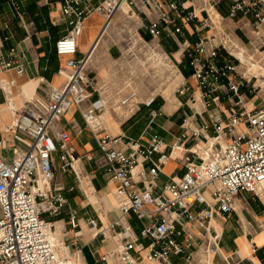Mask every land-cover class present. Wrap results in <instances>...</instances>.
Listing matches in <instances>:
<instances>
[{
  "label": "built area",
  "instance_id": "2783aa9c",
  "mask_svg": "<svg viewBox=\"0 0 264 264\" xmlns=\"http://www.w3.org/2000/svg\"><path fill=\"white\" fill-rule=\"evenodd\" d=\"M7 1L14 13L22 16L19 0ZM137 1L144 11L138 8ZM226 1L102 0L93 4V0H58L69 26L67 34L55 46L57 55L69 57L66 84L51 88L45 103L34 101L40 107L36 112L17 117L14 132L22 131L30 140L25 153L6 158L5 143L0 140V264H74L70 259H60L55 249L54 220L62 214L68 200L60 189L53 187V181L57 151H61L62 170L74 171L80 182L74 168L78 158L69 148L70 134L61 131L54 138L51 128L69 108H80L96 91L85 72L88 57L76 56L87 20L92 14L101 15L105 30L122 5L129 9L126 17H135L138 29L154 41L171 39L183 47L187 67L192 71L210 117L204 132L211 135L200 141L199 132L192 135L182 132L173 149L181 151L185 143H196L183 150L186 151L181 158L184 172L170 177L159 188L158 177L171 155L161 136L155 134L147 145L132 139L123 141L98 132L95 107L83 111L90 129L97 134L98 149L107 169L117 182L120 215H134L147 222L140 231V237L147 244L123 240L116 258L118 263L137 264L143 258L174 264V256L190 263L205 236H212L214 249L218 247L220 234L214 222L234 210L239 194L250 193L264 200V105L249 108L245 103L246 96L257 94L259 86L254 80L258 77L254 71L258 62L251 53L252 47L239 42L226 25L227 19L251 16L253 29L260 33L264 24V0H228L227 18L220 13ZM263 46L264 41L256 51L264 58ZM14 52L12 49L11 55ZM0 67L14 69L19 74L24 72L22 62L7 59L3 50H0ZM10 86L0 80L2 90ZM219 90L233 102L225 114L217 110ZM192 91L187 85L176 89L177 94ZM136 96L135 91L131 92L122 104L131 103ZM194 101L192 98L191 102ZM153 115L159 114L154 111ZM184 123H188L187 118ZM88 159L93 160V156L89 155ZM138 167L141 170L136 172ZM69 224L72 229L79 227L75 212H69ZM90 224L93 228L98 226L97 220L91 219ZM117 226L114 223L106 230L112 234ZM103 261L108 264V257Z\"/></svg>",
  "mask_w": 264,
  "mask_h": 264
},
{
  "label": "crops",
  "instance_id": "0c3cea01",
  "mask_svg": "<svg viewBox=\"0 0 264 264\" xmlns=\"http://www.w3.org/2000/svg\"><path fill=\"white\" fill-rule=\"evenodd\" d=\"M101 1L93 0V4ZM19 3L23 10L22 16L14 13L7 0H0V50H3L7 59H17L24 65L22 74L14 69L2 70L0 67V80L11 84L8 90L0 88V140L5 143L4 155L8 159L22 155L30 146L25 133L14 132L17 117L36 112L40 107L34 101L45 103L46 93L51 88H62L66 84V62L69 59L68 56L57 55L55 49L57 41L69 30L58 0H19ZM137 6L144 11L139 1ZM126 16L119 12L105 30L101 15L92 14L87 20L78 40L76 56L88 57L85 72L95 84L96 91L80 108H69L51 128L54 138L61 131L70 134L69 148L78 158L74 168L80 182L74 171L62 170L61 151H57L53 181V187L60 189L68 200L62 214L54 220L55 229L52 234L55 249L60 259H70L74 264H105L103 258L106 256L108 264H119L116 258L123 240L147 244L140 237L146 220L134 215H120L116 197L117 182L107 169V163L98 149L97 134L87 124L84 110L96 108L100 127L98 132L102 134L108 133L123 141L137 140L143 145H147L155 134L161 136L167 153L171 155L158 177L159 188L170 177L184 172L181 158L186 151L183 150L196 143H185L181 151L173 149L182 132L188 131L190 135L199 132L200 141L204 140V136L211 135L204 132L210 117L206 113L192 71L187 67L183 47L171 39L154 41L144 30L138 29L135 17L128 19ZM252 23L251 16L226 20L227 27L240 29V33H234L239 42L252 47L251 53H254L258 62L255 74L262 78L264 58L256 49L264 41V24L260 27V33H257ZM62 26L65 29L61 30ZM12 49L15 50L13 55ZM114 50L116 54H113ZM105 61L107 65L104 67L110 70V76L102 75V62ZM153 65L156 66L153 71L158 68L160 72L163 69L162 72H166L168 79L172 80L171 85L174 82L173 97H167L165 93L155 95L156 92L150 89L139 91L136 83L128 77L133 67L137 66L146 73L147 68ZM119 66L126 69L128 76H114ZM258 80L254 82H260ZM184 85L190 86L193 91L177 94L176 89ZM133 91L137 93L136 98L127 105L122 104ZM192 98L194 102H191ZM232 103L223 90L217 92L218 111L225 114ZM245 103L249 108L264 105V86L257 90L255 96H246ZM154 111L159 115L154 117ZM186 118L188 123H184ZM89 155L93 156V160L88 159ZM140 170L141 167H138L136 172ZM159 188L155 191L158 192ZM69 212L77 215L79 227L76 229H72L69 224ZM91 219L97 220V227H92ZM114 223H118V226L111 234L106 229ZM214 225L220 234L216 249L212 236H205L204 241L194 250L195 255L190 263L180 256H174V264H264V205L252 194H239L234 210L225 217L219 216ZM199 229L204 230L203 227ZM137 264L161 263L140 258Z\"/></svg>",
  "mask_w": 264,
  "mask_h": 264
},
{
  "label": "rangeland",
  "instance_id": "374dc122",
  "mask_svg": "<svg viewBox=\"0 0 264 264\" xmlns=\"http://www.w3.org/2000/svg\"><path fill=\"white\" fill-rule=\"evenodd\" d=\"M226 2L227 3L224 4L223 7H221L222 8V11H220V13L227 18L228 17V11H226L225 8H228V6L230 5V3H228V0ZM121 28H125V27L124 26H121ZM60 29L61 30L62 29H65V27L62 26V27H60ZM228 30H229L230 34H234L235 32L236 33L237 32L240 33V31H239L240 29H236V27H234V26L228 27ZM234 36H235V34H234ZM245 45H247V44H245ZM113 54H116L115 50L113 51ZM151 62L153 64V60H151ZM102 63H104L103 67L101 68L102 75L103 76L104 75H109V76L112 75L111 72H110V70L108 68L104 67L105 65H107L106 61L105 62H102ZM155 68H156V66L153 65V66L150 67V69L147 68V71L145 73L143 70H141V68H139V67L136 66V67H133V68H131L129 70L130 75L128 76L125 73V70L126 69L123 70L119 66L118 67L119 71H118V69H117V71L115 70L114 76H125V77L128 76V77H130V79H132L134 81V83H136V85L139 87V91L140 90L145 91L146 89H150V90H152V92H154V91L156 92L155 95H157V94H162L163 95L165 92H168L169 96L170 97L171 96L173 97L174 96V90H175L174 84H173L174 82L171 85L172 80H169L168 79L166 72L163 73L164 72L163 69L160 72H158L159 71L158 68L153 71V69H155ZM106 72H107V74H106ZM258 79H260V80H258L260 82L257 83V85L259 86L257 90H259L260 88H262V86H264V79H263V77L262 78H258ZM144 93L146 95H148V96L150 95V93H146V92H144ZM78 119L80 120V118H78ZM256 199L259 200L260 202H262V204L264 205V200H260L258 198H256Z\"/></svg>",
  "mask_w": 264,
  "mask_h": 264
},
{
  "label": "bare ground",
  "instance_id": "6f19581e",
  "mask_svg": "<svg viewBox=\"0 0 264 264\" xmlns=\"http://www.w3.org/2000/svg\"><path fill=\"white\" fill-rule=\"evenodd\" d=\"M121 8H122L121 11H120L121 13H124V14H125V13H128V10H129V9H128V7H126V5H122ZM176 73H178V72H176ZM165 94H166L167 97H169L168 92H165Z\"/></svg>",
  "mask_w": 264,
  "mask_h": 264
}]
</instances>
